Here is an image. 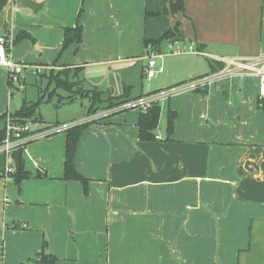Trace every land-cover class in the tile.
Masks as SVG:
<instances>
[{
    "label": "crops",
    "instance_id": "crops-1",
    "mask_svg": "<svg viewBox=\"0 0 264 264\" xmlns=\"http://www.w3.org/2000/svg\"><path fill=\"white\" fill-rule=\"evenodd\" d=\"M31 1L40 5L36 11L21 0L0 11V35L29 36L12 45L13 60L53 71L78 68V79L103 100L120 97L125 87L130 98L164 91L220 71L224 60L264 54V0H183L184 13L147 19L144 13L160 12L169 0ZM81 7L82 40L58 57L64 28L75 24ZM175 23L180 36L172 45L197 53L166 54L163 43L155 77L163 88L146 84L137 92L126 83L139 63L145 79L143 40L159 38ZM14 88L0 69V139L4 116L21 106ZM199 91L166 101V113L176 114L168 141L166 113L154 142L139 140L137 109L105 110L93 123L87 117L71 123H90L74 158L89 181L86 197L80 183L63 179L70 125H38L46 134L21 151L30 177L19 185L2 176L6 158L0 154V264H39L43 241L54 264H264L258 81H220Z\"/></svg>",
    "mask_w": 264,
    "mask_h": 264
},
{
    "label": "trees",
    "instance_id": "trees-1",
    "mask_svg": "<svg viewBox=\"0 0 264 264\" xmlns=\"http://www.w3.org/2000/svg\"><path fill=\"white\" fill-rule=\"evenodd\" d=\"M9 0H0V11L3 9V7L6 5V3ZM83 10L80 9L79 13L77 15V19L75 24L72 27H66L64 28V37L62 46L58 51V57H60L66 49L71 44H79L82 40V26L80 25V17L82 15ZM184 6H183V0H169L168 5L165 6L160 12L157 13H145V19L152 18V17H158V16H165V15H171L174 16L177 13H184ZM180 36L179 33V23H175L174 27L168 31H166L163 35H161L157 39H144L143 40V46L145 49V53L147 52L148 48H151L154 51L160 52L161 46L163 43H173L178 40V37ZM24 38H29V36L25 33H20L17 35V37L13 40V45L19 42L20 40ZM221 68V67H220ZM80 70L78 68L69 70V69H63L61 71L55 72L50 71L48 75H42V77H47L49 81V85L53 84L54 89L53 91L49 92L47 95V101H50L52 97L56 95L55 90H62L67 93H77L81 94V96L89 97L90 99V106L87 109V116L93 115L96 113L97 104L102 103L101 96L102 93L97 91L95 88H91L90 90L83 91L82 85L83 82L78 79V74ZM72 77V80H70L69 77ZM183 83H179L177 85H174L172 87H169L167 89L174 88L176 86H179ZM10 86V84H9ZM47 91V90H46ZM45 91V92H46ZM131 91V87H125L124 92L120 97H110L104 102H106L108 107H117L123 104H126L127 102L139 100L143 97L150 96L152 94H157L161 92L162 90L153 91L145 95H139L135 98H130L129 93ZM195 92H204V91H195ZM62 97L58 99V101H62ZM69 102H71V97H68L67 99ZM264 100L259 101V106L262 108ZM40 104V101H38L36 104H27L23 103L20 109L16 112H14L13 117L17 118L20 122L24 123L27 121H32L35 123H42V120L40 118V115L36 113V109L38 108V105ZM106 106V107H107ZM107 107V108H108ZM133 109V108H129ZM128 110V109H125ZM139 118H138V138L142 142H154L158 140L155 136V131L158 127L160 113H161V107L157 103H152L149 108H147L145 111L139 110ZM5 117V116H4ZM176 118V114L173 111H167L166 113V128H165V140H169V136L172 134L174 120ZM93 123V122H90ZM90 123H81L72 125L69 128L64 130L65 133V154H64V163H63V179L65 181H76L80 183L82 187V193L84 197L88 195V184L89 181L82 177L75 168L74 158L75 153L78 145V140L83 132V130L88 127ZM30 177L29 173L24 171L23 168V160L21 159L20 163V170L18 173H14L11 175V178H13L16 185H19L20 182H22L25 179H28ZM1 246V244H0ZM46 242L43 241V247L41 253L37 256L38 257V263L39 264H54L56 261V258L46 254Z\"/></svg>",
    "mask_w": 264,
    "mask_h": 264
},
{
    "label": "built area",
    "instance_id": "built-area-1",
    "mask_svg": "<svg viewBox=\"0 0 264 264\" xmlns=\"http://www.w3.org/2000/svg\"><path fill=\"white\" fill-rule=\"evenodd\" d=\"M12 45L13 41L10 40L5 33L0 35V69L7 73L10 86L20 87V85L24 83L28 72L27 69L33 70L35 75H41L54 70L52 66L29 67L14 61L10 55ZM185 52L197 53L196 49L193 47H174L172 43H168L167 45L166 54L179 55ZM163 54L165 53L154 51L151 48L147 49L145 57L146 66L143 69V75L146 80L150 81L154 79L156 75L161 72V68L157 67L156 60L162 58ZM246 77H254L257 79L258 99L259 101L264 100V54H262L251 59L230 58L224 60V67L216 73L193 79L174 88L166 89L139 100L131 101L117 110L133 108L145 111L152 103L160 105L161 102L167 101L174 94L204 90L220 81L243 79ZM93 120L91 119V122ZM38 125L39 123L32 121L22 123L11 114L5 115L4 127L0 139V154L6 158V165L2 172V176L5 179L11 178V175L14 173V166L10 155L14 151H22L30 142L37 141L45 136V128L39 129Z\"/></svg>",
    "mask_w": 264,
    "mask_h": 264
},
{
    "label": "rangeland",
    "instance_id": "rangeland-1",
    "mask_svg": "<svg viewBox=\"0 0 264 264\" xmlns=\"http://www.w3.org/2000/svg\"><path fill=\"white\" fill-rule=\"evenodd\" d=\"M81 9L83 10L82 7ZM144 18H145V13H144ZM140 66L141 64L139 63L137 67L133 68V70L130 73V78L128 79L129 83H126V84H134V86L136 85L137 92H139L141 85H143L145 88L146 84L151 86V88H154L155 86L159 84L161 87H155V88L157 89L163 88L162 85L164 84V82L157 81L156 78L152 80L151 82H148L146 79L141 78L140 77V74H141ZM63 69L73 70L71 68H62V69H58L55 72L61 71ZM26 78H27L26 82L24 81V83L20 85V87L12 89V92L14 96L17 97V100L20 102L21 106L24 102L27 104H36L38 101H40V104L38 105V108L36 109V113L37 115L38 114L40 115L43 127L45 128H50L56 125L57 126H69V125L71 126V123H75V122L78 123L86 117L87 119H90V120L86 119V122L87 121L91 122V119L93 120V116L94 118H96L98 113H101L102 111H105V110H107L108 112H111L113 110L116 111L117 109L125 105L123 104L117 107L109 108L107 106L108 104L104 102L101 96L102 103L97 104L96 113H94L93 115L87 116L86 115L87 109L91 103L89 97L81 96V94H77L76 92L67 93L62 90H55L56 95L52 97L50 101H47L48 93L53 91L54 89L53 84L49 85L48 78L42 77L40 75H36V76L28 75L26 76ZM69 78L70 80H72L71 76ZM87 86H88L87 83H84L82 85L83 91L90 90L91 87H87ZM118 92H121V90L115 91V94H118ZM60 97H62L63 99L62 101H58ZM68 97H71V102L67 100ZM128 103L129 102H127L126 104ZM166 105H167L166 101L160 103L161 117H163V115L166 113V110H167ZM16 109H18V107ZM10 114L13 116L14 113H10ZM14 173H15V168H14Z\"/></svg>",
    "mask_w": 264,
    "mask_h": 264
},
{
    "label": "water",
    "instance_id": "water-1",
    "mask_svg": "<svg viewBox=\"0 0 264 264\" xmlns=\"http://www.w3.org/2000/svg\"><path fill=\"white\" fill-rule=\"evenodd\" d=\"M21 5L24 7H27L31 9L32 11H36L40 5L38 3H35L31 0H21ZM12 162L14 164L15 172L18 173L20 170V163H21V151H14L10 155Z\"/></svg>",
    "mask_w": 264,
    "mask_h": 264
}]
</instances>
